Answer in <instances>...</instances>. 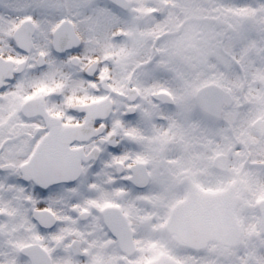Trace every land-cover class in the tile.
Listing matches in <instances>:
<instances>
[{
	"label": "snow or ice",
	"instance_id": "obj_1",
	"mask_svg": "<svg viewBox=\"0 0 264 264\" xmlns=\"http://www.w3.org/2000/svg\"><path fill=\"white\" fill-rule=\"evenodd\" d=\"M0 264H264V0H0Z\"/></svg>",
	"mask_w": 264,
	"mask_h": 264
}]
</instances>
